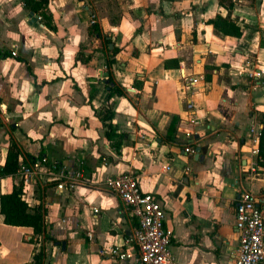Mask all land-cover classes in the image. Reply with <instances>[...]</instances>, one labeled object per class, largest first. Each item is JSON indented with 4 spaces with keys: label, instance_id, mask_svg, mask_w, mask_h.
I'll return each instance as SVG.
<instances>
[{
    "label": "crops",
    "instance_id": "1",
    "mask_svg": "<svg viewBox=\"0 0 264 264\" xmlns=\"http://www.w3.org/2000/svg\"><path fill=\"white\" fill-rule=\"evenodd\" d=\"M216 14H228L218 0H48L37 19L0 0V164L13 141L19 158L82 169L73 189L27 192L46 209L48 238L0 213V264H33L41 247V264H138L101 253L136 223L104 183L122 171L159 199L177 262L236 264L239 192L264 213V157L249 168V126L264 112V0H233L239 36L215 28ZM109 75L125 94L110 96ZM15 182L3 176L0 193Z\"/></svg>",
    "mask_w": 264,
    "mask_h": 264
},
{
    "label": "built area",
    "instance_id": "2",
    "mask_svg": "<svg viewBox=\"0 0 264 264\" xmlns=\"http://www.w3.org/2000/svg\"><path fill=\"white\" fill-rule=\"evenodd\" d=\"M36 18L40 19L41 15L37 14ZM259 125L253 123L249 126V150L257 157L249 167L253 171L259 167V160L263 159L259 153ZM81 174V168L71 173L59 159L39 154L19 158L16 172L11 176L15 177V184L21 183L25 200L29 203L30 199L26 196L29 190L33 193L38 185L50 182H54L58 189H73L80 182ZM2 178L0 174V183ZM104 183L120 197L136 223L124 235L121 243L108 250L101 249V253L108 252L119 259L133 256L138 264H180L171 251L173 230L165 225V210L153 193L142 189L137 175L122 171L106 176ZM93 211H98V208L93 206ZM235 219L239 235L235 263L259 264L264 259V213L251 190L239 192ZM87 233L92 236L91 230Z\"/></svg>",
    "mask_w": 264,
    "mask_h": 264
},
{
    "label": "trees",
    "instance_id": "3",
    "mask_svg": "<svg viewBox=\"0 0 264 264\" xmlns=\"http://www.w3.org/2000/svg\"><path fill=\"white\" fill-rule=\"evenodd\" d=\"M23 5L31 11L37 14L42 13L48 4V0H21ZM220 4L228 9V14L222 16L216 14L213 18L209 19L215 28L219 31L239 36L242 33L241 27L237 24L236 20L232 19L230 16V9L233 7V0H218ZM94 26V25H93ZM113 78L109 75L108 82H113ZM110 96L117 93L119 95L125 94L123 88L113 82L110 87ZM113 102H111L105 109V113L101 115L102 119L111 118L113 116L114 110L112 108ZM260 122L262 124L260 135H259V153L264 157V112L260 114ZM106 135L108 138L113 140L114 137H118L115 142H119V138L123 134H117L114 128L106 130ZM19 149L15 142L11 141L7 148V155L3 164H0V174L2 176L13 175L16 172L19 160ZM38 188V187H37ZM36 188V189H37ZM39 190V189H37ZM45 208L41 203L30 205L24 197L21 183L13 185L12 189L9 191L0 193V213L3 215V221L11 225H22L29 226L33 230V234L39 235L44 234L45 238L49 235L45 231V221L44 214ZM30 240H33L31 238ZM45 255L44 248H40L38 251L33 252V264H41L42 258Z\"/></svg>",
    "mask_w": 264,
    "mask_h": 264
},
{
    "label": "water",
    "instance_id": "4",
    "mask_svg": "<svg viewBox=\"0 0 264 264\" xmlns=\"http://www.w3.org/2000/svg\"><path fill=\"white\" fill-rule=\"evenodd\" d=\"M111 83V82H110ZM196 150L198 151L199 150V146L196 147ZM63 244V243H62Z\"/></svg>",
    "mask_w": 264,
    "mask_h": 264
}]
</instances>
